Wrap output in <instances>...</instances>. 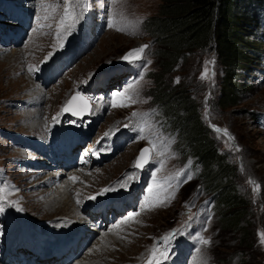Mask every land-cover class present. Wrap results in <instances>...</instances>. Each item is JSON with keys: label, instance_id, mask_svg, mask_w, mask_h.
Returning <instances> with one entry per match:
<instances>
[{"label": "rangeland", "instance_id": "374dc122", "mask_svg": "<svg viewBox=\"0 0 264 264\" xmlns=\"http://www.w3.org/2000/svg\"><path fill=\"white\" fill-rule=\"evenodd\" d=\"M230 3L232 4L230 10L238 21L235 30L231 26H224L222 29L217 28L214 37L216 41L219 40V43L216 49L212 40L209 44L210 48L205 47L203 51H195L193 56L187 57L181 68L179 60L176 67L171 68V73H168L169 76L171 75V81L167 83V71H164L162 78L165 79V82L161 83L159 80L162 79L161 70L163 71V68L158 62L155 52L160 50L162 46H160L159 41L155 42V39L158 38L162 41L165 34L158 36L155 30H152V26H149V21L152 18H167L166 15H163V11L169 10L170 4L166 0H121L114 9L122 14L125 21L129 24L132 23V30L135 28L138 34H125V32L119 33L114 30L105 31L95 45L84 54L71 72V76L78 77L81 74L83 77L87 76L91 70L122 57L132 48H138L137 45L148 43L149 52L147 54L152 61L148 64L147 76L139 83L138 92L141 100L135 106V108H144L151 106L150 99L155 100L161 86L165 87L163 91H168L177 86L181 79L186 80L187 77L184 76L195 74L194 77L198 80V84L187 87V94L196 104L197 116L201 125H206L209 129L208 137L216 149V154L221 156L227 166H233L235 175L231 180L235 185L234 192L241 199H244L247 208L239 221L240 225H243L244 219L249 221L245 232L251 229L253 249H244L241 248L242 245H238V237H241L238 230L221 232L218 229L219 210H224V207L217 206V194H215V205L212 204V191L216 193L218 190L212 189L210 191L212 193L205 201L207 204L200 201L204 195L198 197L197 191L194 189L199 187L197 184L203 182L201 177L199 179L193 178L183 184L178 197L173 202L155 207L154 210L143 216L146 225L142 222L143 218L139 219L137 223H142L135 227L136 240L134 239V242H117L120 249H117L116 244L106 245V251L103 250V254H105L94 259V262L105 261V264H125L124 261H135L141 249H145L151 243V235H157L170 228L175 229L183 218L184 223L199 226V220L209 216L206 220L207 223L199 230L200 234L204 233L207 239L211 241L203 249L208 254H203L202 259L199 258L202 264H206L205 261H209V264H264V243H261V234L264 233V0H230ZM136 21H140V23L137 25ZM253 24H255L254 28ZM123 26L128 27L129 25L125 22ZM244 33L245 38L243 37ZM32 43L27 45V47L33 45L30 49H25L27 43L15 50L13 48L3 51L0 48V128L2 129H17L34 133L39 131L42 125L37 129L32 126L33 116L36 113L42 115L44 112L45 114L53 112L57 106L54 104L59 103L65 89L72 83L67 76L63 77V83L59 82L47 89L50 99L47 98V95L44 102L33 111L13 110V105L8 104L9 101L14 102V100H20L31 95L36 96L37 92L44 91L31 80L25 71V61L23 62V60L25 56L34 60L39 58L44 50L42 45L47 46V42L42 44L37 38H34ZM238 48L241 51L246 49L251 53L249 55L255 57L256 60H253L251 66L249 65L248 72H242L241 68L234 70L237 82L241 81L243 85L238 91V100L235 104L217 107L216 102L221 94L222 75L228 68L224 65V58L220 59L219 55H231V60L235 61V58L238 57ZM254 48H258V50L256 51ZM223 50L228 51L224 52ZM202 75L205 78L202 79ZM177 78H179V82H177ZM157 108L159 111L158 106ZM124 112V109L114 110L107 118L106 123H111L116 118H120ZM254 112L260 114L259 125H256L255 118H251V113ZM32 113L34 114L32 115ZM158 116L160 119V113ZM163 116L169 121L170 126L179 133L180 128L172 124L168 114L164 112ZM215 128L226 129L227 134L223 131L217 132ZM5 144L6 138L0 136V165L6 162L9 154L13 153ZM141 148V145H137L129 150L126 149L124 153L98 167L102 173L97 174L98 176L95 175L89 183L99 185L114 178L118 171L128 164L132 154L140 152ZM193 156L200 161L202 175L203 164L196 155ZM197 169L199 166L190 167L193 172ZM227 171L230 172V169ZM11 173L17 175L19 182L23 181V188L30 183L31 177L27 178L26 175L14 171ZM250 179L254 180L258 187L249 183ZM53 194L55 193H52L51 196ZM24 195L26 198L25 208L31 215L36 214L41 218H51L72 213L68 205L56 208L49 207L48 201L41 199V196L35 195V193L28 194V191L24 189ZM55 195L62 196L63 193ZM185 196H187L188 207L184 209L183 216L185 206L181 204L180 199ZM181 229L184 230V227ZM144 231V236L139 237ZM183 235L186 236V234ZM108 250L112 251L106 255Z\"/></svg>", "mask_w": 264, "mask_h": 264}, {"label": "trees", "instance_id": "16d2710c", "mask_svg": "<svg viewBox=\"0 0 264 264\" xmlns=\"http://www.w3.org/2000/svg\"><path fill=\"white\" fill-rule=\"evenodd\" d=\"M166 1L170 4L169 10L163 11V15L167 18H152L149 26H152V30H155L158 36L165 34L164 40L155 39V42L159 41L162 46L155 53L163 68L161 78L164 71H167L166 80L169 83L171 75L169 76L168 73H171V68L176 67L179 60L181 68L187 57L193 56L195 51L200 52L205 47L210 48L209 44L212 40L216 49L219 43V40L216 41L214 37L216 29H222L224 26H231L234 29L238 21L230 10L232 6L230 0ZM243 37L245 38V33ZM227 48L230 49L228 46ZM249 54L251 53L246 49L241 51L238 48V57L235 61L231 60V55H219L220 59L224 58V65L228 68L222 75L221 94L216 102L217 107L231 106L238 100V91L243 85L236 81L234 70L235 68L246 69L252 64L255 57ZM194 75L184 76L187 77L186 80L181 79L177 86L168 91H163L165 87L161 86L155 100L162 102L164 112L168 114L172 124L180 128L178 143L182 146L181 149L185 148L187 152L196 155L201 160L203 164L201 175L203 182H201L205 188L208 191L218 190L216 191V204L224 207V210H219L218 229L221 232L238 230L241 236L238 237V245H242L241 248L244 249H253L251 229L245 232L249 221L244 219L243 225H240L239 221L247 208L244 199L234 192L235 185L231 180L235 175L233 166H227L221 156L216 154V149L208 137L209 129L206 125H201L197 116L196 104L187 94V87L198 84ZM159 81L164 83L165 79L162 78ZM228 169L230 172L227 171ZM241 262L243 263V260Z\"/></svg>", "mask_w": 264, "mask_h": 264}, {"label": "snow or ice", "instance_id": "6c2138e0", "mask_svg": "<svg viewBox=\"0 0 264 264\" xmlns=\"http://www.w3.org/2000/svg\"><path fill=\"white\" fill-rule=\"evenodd\" d=\"M112 4H115L118 2V0H110ZM57 5L49 4L45 7V16L42 17L45 21L51 19L54 16L55 8ZM77 8L80 9V11H77ZM52 10V15L48 14V10ZM88 10V4L87 0H64V12L63 15L60 17L57 26H56V39L57 44L60 47H63V44L61 41L63 39H66L67 35L71 34V32L74 30L75 25L79 23V21L83 18V13ZM119 17V18H117ZM41 17L37 16V20H40ZM125 20L122 14L119 13H113L111 10L108 13L107 16V27L109 28H115L117 31H124L131 35L138 34V31L134 28L132 31L128 32V29L124 27ZM137 25L140 23V21L135 22ZM41 27H51V24H45L41 25ZM149 47V45H143L138 48L130 49L123 57L122 60L128 63H135L136 61H139L143 59V54L145 53V50ZM51 56V53H49V57ZM49 57H46L45 60H47ZM150 64L151 61H148ZM29 72H33L34 68L32 66H29ZM207 71V69H205ZM202 79L205 78L203 75L201 77ZM143 79V76L141 75L139 80L133 81L130 83L125 89L123 90H117L114 92L110 98V106L112 107H130L131 104L138 103L139 102V92L136 91V86L139 84L140 80ZM177 82H179V78H177ZM132 90V94L128 95L129 91ZM61 112H69L72 116L77 117H83L86 113L91 114L92 108H91V98H87L83 96L80 92H77L75 95L71 96L62 107ZM140 118V124L138 127L135 128V131L137 132L138 138L140 140H147L148 146L142 148L140 150V153L136 160L133 163V168L136 171H133L131 173H126L125 177L122 178L120 181H117V184L120 185V188L110 187L105 188L102 190L101 194L110 192V191H119L121 189L123 190H129L131 187V182H134L138 179L137 171H142L146 165H149L150 163H157L158 167H156L151 172V182L147 186V194L143 196L140 207L141 209L148 208V210H151L152 208H155L157 206H162L163 204H166L169 200L175 198V191L180 187L181 184L186 183L187 181L192 179L191 175H184V172L178 171L175 175L165 177L161 180L157 179V172L160 171V169L164 165V161L162 159L160 160H154V156H163L164 152L159 151V144L157 143L158 137L154 134L152 126L147 124L146 121H143V116L137 112H133L131 117L129 119H136ZM57 117H53V120L55 121ZM73 123H75L73 121ZM125 127H130V125H125ZM146 129L148 131V134L146 135ZM110 130L108 133H105V136H110L112 132L114 131ZM217 132L223 131L225 134H227L226 129H219L215 128ZM95 151V150H94ZM87 161L82 157L81 163H86ZM72 180H76V177H70ZM249 183L256 185V182L254 180H249ZM258 187V185H256ZM95 196L89 197V199H95ZM7 202V197L4 195V189L0 188V212L4 211V203ZM80 201L77 200V204L79 205ZM11 206V205H10ZM139 215L138 212H132L128 214V217L126 219H130L132 217H135ZM207 223V221L205 222ZM206 230V228H205ZM182 235V230L176 229L172 230L169 233L165 234L161 237L158 244L153 245L152 249L150 250V255L148 257L147 264H163L164 261L168 260L170 258V251L172 244L174 241ZM197 245L200 246H206L211 243L209 239H205L202 235L197 234L194 237ZM261 243H264V233L261 234ZM163 245V248L161 249L160 245ZM195 251L197 254H202V248L196 247Z\"/></svg>", "mask_w": 264, "mask_h": 264}, {"label": "bare ground", "instance_id": "6f19581e", "mask_svg": "<svg viewBox=\"0 0 264 264\" xmlns=\"http://www.w3.org/2000/svg\"><path fill=\"white\" fill-rule=\"evenodd\" d=\"M37 98H39V100L43 99V95L38 96ZM39 121L35 120V125L38 124ZM97 175V174H96ZM50 177H47L45 179V181H47ZM63 186L62 187H70V186H74L73 184L69 183L66 178L64 180H62ZM63 192V191H62ZM51 195V194H50ZM50 201L47 203V205H49V207H61L63 205H68L70 207H72V209H74L75 207L73 206L72 201L70 200L69 196L63 192L62 196H57L55 194L52 195V197H49ZM44 204V203H43ZM40 205V203H39ZM112 238V239H111ZM112 241V240H116L115 237L113 236H108L104 239V243ZM116 243L119 242L118 240L115 241ZM101 242H96L94 245H98V249H96L94 252L91 253H87L85 254L82 258L80 259H76L74 260V262L72 264H98V262H94V259H98L99 256H103V244ZM108 253V252H107ZM106 253V255H107ZM111 253V252H110ZM113 254V253H112Z\"/></svg>", "mask_w": 264, "mask_h": 264}]
</instances>
